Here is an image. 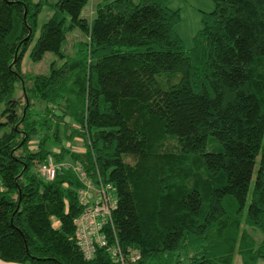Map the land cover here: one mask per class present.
<instances>
[{
    "label": "trees",
    "instance_id": "16d2710c",
    "mask_svg": "<svg viewBox=\"0 0 264 264\" xmlns=\"http://www.w3.org/2000/svg\"><path fill=\"white\" fill-rule=\"evenodd\" d=\"M89 1H55L28 53L54 59L31 75L44 0H0V261L111 264L82 257V185L62 168L42 180L50 156L111 187L101 231L133 264L264 263V0H209L189 49L166 0H98L82 18Z\"/></svg>",
    "mask_w": 264,
    "mask_h": 264
},
{
    "label": "built area",
    "instance_id": "2783aa9c",
    "mask_svg": "<svg viewBox=\"0 0 264 264\" xmlns=\"http://www.w3.org/2000/svg\"><path fill=\"white\" fill-rule=\"evenodd\" d=\"M91 12L89 11V15ZM57 168L69 169L82 188L78 191V202L83 207L79 217L75 220V239L77 246L85 260L92 258L97 248L104 249L111 264H133L138 258L136 250H121L117 241L108 244L103 227L110 223V213L115 200L112 189L103 185L99 180L93 184L85 175L79 163H55L50 156L38 165L37 175L44 181L54 178Z\"/></svg>",
    "mask_w": 264,
    "mask_h": 264
},
{
    "label": "rangeland",
    "instance_id": "374dc122",
    "mask_svg": "<svg viewBox=\"0 0 264 264\" xmlns=\"http://www.w3.org/2000/svg\"><path fill=\"white\" fill-rule=\"evenodd\" d=\"M38 0H32L33 3ZM56 0H44L41 5L39 13L36 16V26L35 33L32 42L29 44L27 50L23 53L20 61V72L27 74H46L48 71L49 63L54 59V57L45 53L39 62L33 63L28 58V53L30 47L32 46L34 39L37 37L41 25L46 22L53 13V4ZM98 0H90L80 12V17H89V11H93V6ZM166 5L171 10H178L180 20L174 27V32L181 40L185 49L191 47V40L196 31L200 28V19L202 14H207L213 10V3L209 0H166ZM83 40V37L74 30L72 33L66 36L65 43L63 45L64 53L71 54L77 42ZM64 146H70L74 150H81L82 143L80 139L75 138L72 143L65 142ZM57 150V149H55ZM56 152V151H55ZM69 163V162H67ZM73 164V163H69ZM248 198H246L245 206L243 208V213L245 211ZM250 236L255 242H258L260 235L258 232H253L249 230ZM231 264H243L237 255H234ZM255 264H264L262 261L258 260Z\"/></svg>",
    "mask_w": 264,
    "mask_h": 264
},
{
    "label": "crops",
    "instance_id": "0c3cea01",
    "mask_svg": "<svg viewBox=\"0 0 264 264\" xmlns=\"http://www.w3.org/2000/svg\"><path fill=\"white\" fill-rule=\"evenodd\" d=\"M53 225L56 226V223H54ZM0 264H15V263H5V262L0 261Z\"/></svg>",
    "mask_w": 264,
    "mask_h": 264
}]
</instances>
